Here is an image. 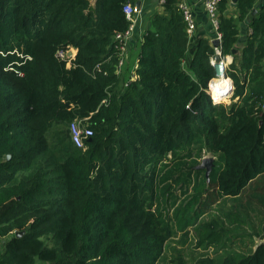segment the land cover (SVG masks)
Returning a JSON list of instances; mask_svg holds the SVG:
<instances>
[{
  "label": "trees",
  "instance_id": "trees-1",
  "mask_svg": "<svg viewBox=\"0 0 264 264\" xmlns=\"http://www.w3.org/2000/svg\"><path fill=\"white\" fill-rule=\"evenodd\" d=\"M138 1L0 0V264H169L170 250L264 264V7L240 50L256 0L220 3L228 105L207 92L215 49L200 39L191 57L179 0L152 18L134 75L118 73L114 37ZM74 121L93 131L82 148ZM179 235L193 248L171 246Z\"/></svg>",
  "mask_w": 264,
  "mask_h": 264
},
{
  "label": "built area",
  "instance_id": "built-area-1",
  "mask_svg": "<svg viewBox=\"0 0 264 264\" xmlns=\"http://www.w3.org/2000/svg\"><path fill=\"white\" fill-rule=\"evenodd\" d=\"M203 1H204V8L210 20L212 29L216 33V38L214 41L219 42V47H214L215 54L211 58V64L214 66L216 70V77L219 76L218 75L219 70H221L222 76L223 75L226 76L227 70L230 64H232L233 60H232V56L224 55L222 51L223 34L220 32L221 20H220V10H219L220 3L222 2V0H203ZM178 9L183 15L184 22L186 23V31L189 39L191 40L193 39L195 32L197 30V22L195 20L193 11L189 6V4H187L184 1H180L178 3ZM124 12L126 14L128 21L130 22L129 28L123 33L116 34L114 37V41L116 42L115 48L119 51V55H120V61L117 66L118 73L123 72L124 63L128 58L129 43L133 39L136 30V18H135L137 14L136 7L128 4L124 7ZM76 54H77V50L71 47L68 48L67 50L59 51L57 56L61 60H67V64L68 66H70L71 62L75 59ZM216 58L220 59V63L217 62ZM97 69L100 70V65L97 66ZM231 87L232 88L230 90L231 92L229 93V95L233 94V91L235 89L233 81H231ZM208 88L211 91L210 96L213 99V101L215 103H223L215 98V93H213L212 88L210 87V82ZM70 131L74 144L80 148L84 147L85 139H88L93 136L92 129L87 127L86 125H82V123L79 121H74L71 124Z\"/></svg>",
  "mask_w": 264,
  "mask_h": 264
},
{
  "label": "crops",
  "instance_id": "crops-1",
  "mask_svg": "<svg viewBox=\"0 0 264 264\" xmlns=\"http://www.w3.org/2000/svg\"><path fill=\"white\" fill-rule=\"evenodd\" d=\"M184 1L191 7L195 20L197 22V30L195 32V35L193 39L190 40V54L192 57V54H194L196 45L198 40L205 39L208 40L214 47V40L216 38V33L213 31L210 20L206 14L205 8H204V1L203 0H179ZM264 7V0H256L255 3V9L253 11H256V14H253V12L247 16L242 22L238 23L239 28V36H238V44L237 48L242 50L248 40V36L251 35L252 29H251V23L253 20V17L259 14L261 9ZM236 6L233 5L232 0L230 1V12L233 13L235 11ZM164 7H163V0H141V9L137 11L136 14V30L135 35L133 39L129 43L128 47V58H131V64L127 65L129 69L136 68V58H137V52H138V45L139 41L142 40V38L146 35L148 30L151 28L152 18L158 14L163 13ZM238 51L236 50V53ZM127 60L129 61V59ZM233 60V57H232ZM127 61V62H128ZM135 65V66H134ZM126 67V69H127ZM131 67V68H130ZM124 74L126 76L134 75V71H131L130 74L126 70H124Z\"/></svg>",
  "mask_w": 264,
  "mask_h": 264
},
{
  "label": "rangeland",
  "instance_id": "rangeland-1",
  "mask_svg": "<svg viewBox=\"0 0 264 264\" xmlns=\"http://www.w3.org/2000/svg\"><path fill=\"white\" fill-rule=\"evenodd\" d=\"M129 59V58H128ZM128 60H126L125 61V63H124V67H123V72H124V70H126L127 72H129V74H130V72L131 71H133V68H131V69H129L128 67H127V65L129 64V66H130V62H131V58L129 59V61L127 62ZM126 67H127V69H129V70H127L126 69ZM209 86V85H208ZM208 90V94L210 95V93H211V91H210V89L208 88L207 89ZM229 95V94H228ZM233 95H234V91H233V94H230L228 97H227V99L224 101L223 100V103L222 104H228V105H231L234 101H233V99H232V97H233ZM213 100V99H212ZM218 100V99H217ZM210 157V155H206L205 156V158L204 159H206V158H209ZM181 239V236L179 235L178 237H176L174 240L175 241H172L171 242V246H173V247H177V248H184V249H186V250H189V249H191V248H193V246L192 245H190L191 243H186L185 245H183V244H181L180 242H179V240ZM188 256V255H187ZM187 256H186V258H187ZM175 260H178V254L177 253H173V251H171L170 250V252H169V259H168V261H169V264H174L173 263V261H175ZM172 262V263H171Z\"/></svg>",
  "mask_w": 264,
  "mask_h": 264
},
{
  "label": "bare ground",
  "instance_id": "bare-ground-1",
  "mask_svg": "<svg viewBox=\"0 0 264 264\" xmlns=\"http://www.w3.org/2000/svg\"><path fill=\"white\" fill-rule=\"evenodd\" d=\"M219 76L213 82L211 88L213 93H215V98L218 101L223 102L228 97V94L231 92V79L227 78L225 75L222 76L221 70H219Z\"/></svg>",
  "mask_w": 264,
  "mask_h": 264
},
{
  "label": "water",
  "instance_id": "water-1",
  "mask_svg": "<svg viewBox=\"0 0 264 264\" xmlns=\"http://www.w3.org/2000/svg\"><path fill=\"white\" fill-rule=\"evenodd\" d=\"M232 2H233V5L236 6L238 0H232ZM136 9H137V11H139L141 9V1H138L136 3ZM253 14H256V11H253ZM213 44H214V47H219V42L218 41H215ZM234 53H236V50H234ZM216 60H217L218 63H220V59L219 58H216ZM8 158H10V155H8ZM213 162H214V159L211 158V157L203 159L202 163L198 166V168L199 169H206L207 176H208L210 174V172H211V169H212V166H213ZM21 235H23V233H18L17 237H20Z\"/></svg>",
  "mask_w": 264,
  "mask_h": 264
}]
</instances>
